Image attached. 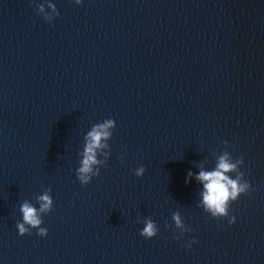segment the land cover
I'll return each instance as SVG.
<instances>
[{"label": "water", "instance_id": "95a60500", "mask_svg": "<svg viewBox=\"0 0 264 264\" xmlns=\"http://www.w3.org/2000/svg\"><path fill=\"white\" fill-rule=\"evenodd\" d=\"M225 153L231 225L196 179ZM46 192L47 235L20 236ZM0 264H264V0H0Z\"/></svg>", "mask_w": 264, "mask_h": 264}, {"label": "clouds", "instance_id": "9594fccd", "mask_svg": "<svg viewBox=\"0 0 264 264\" xmlns=\"http://www.w3.org/2000/svg\"><path fill=\"white\" fill-rule=\"evenodd\" d=\"M75 2L80 4L81 0H75ZM48 6L52 8L53 11L56 10L55 5L49 4ZM40 11H43L42 5H40ZM113 125L114 120L108 119L103 124L96 125L93 130L88 133L81 166L77 170V180L81 186L88 185L93 177L99 175L100 169L93 172L92 168L93 165L101 163L96 159L95 150L104 147L100 143L101 139L107 138L110 135L106 129ZM242 163L243 157L238 159L236 163L229 162L228 154L225 153L220 156L215 170L200 171L196 176V179L202 182L204 187V192L202 193L204 212L208 213L214 219L227 218L230 225L235 222V217L229 215L230 205L241 195L248 194L250 191V184L243 179V173L237 169V165ZM234 171L237 172V177L235 179L226 175V173ZM144 172L145 168L142 165L133 170V174L136 177H142ZM191 175V173L188 174V176ZM37 199L40 202L39 209L28 201H24L19 207V211L22 213V222L18 221L15 227L20 236H24L25 234L31 235L32 229H36V235L41 238L47 235V229L40 226L43 223L40 214H48L52 210L53 200L47 192ZM172 219L178 228H182L184 231H190V229L184 227L178 213H174ZM143 225L139 233L140 236L145 239H151L157 235L158 228L153 220L146 218L143 221ZM175 238L179 239L180 237ZM192 243H195L194 239L187 242L185 247L191 248Z\"/></svg>", "mask_w": 264, "mask_h": 264}]
</instances>
